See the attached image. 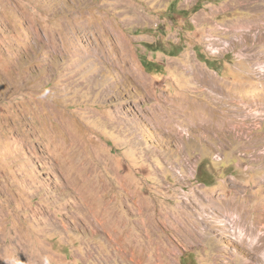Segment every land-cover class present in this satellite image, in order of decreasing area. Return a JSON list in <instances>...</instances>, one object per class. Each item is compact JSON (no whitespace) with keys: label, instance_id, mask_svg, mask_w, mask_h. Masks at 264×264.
I'll return each instance as SVG.
<instances>
[{"label":"rangeland","instance_id":"rangeland-1","mask_svg":"<svg viewBox=\"0 0 264 264\" xmlns=\"http://www.w3.org/2000/svg\"><path fill=\"white\" fill-rule=\"evenodd\" d=\"M247 54L264 0H0V264H264Z\"/></svg>","mask_w":264,"mask_h":264},{"label":"crops","instance_id":"crops-1","mask_svg":"<svg viewBox=\"0 0 264 264\" xmlns=\"http://www.w3.org/2000/svg\"><path fill=\"white\" fill-rule=\"evenodd\" d=\"M239 10L238 7H234L232 13L235 15L239 14ZM246 13H248V11H246ZM230 29H232V27H230ZM231 33L232 35H246L244 39L248 44V33L238 32L236 28H234ZM226 57L219 58L222 65H230L231 69L238 75L234 80L239 79L238 81L241 82V84L244 82L243 86L238 85L236 89L238 88V92L245 93L248 96V118L245 117L246 120L241 123L236 122L235 124L231 123L228 125L229 128L224 130L225 133H221L218 138L215 136L213 137L215 139L214 142L216 145L218 144V150H220L221 155L222 152L231 153V157L228 159L231 160L233 157L232 161L235 162L234 169L244 168V165L246 166V162H248V169H246L247 171L245 170L248 192H262L264 194V93L260 91L263 87H261L255 80V77L252 76L249 66L250 63H248V54L245 55L244 62H241L239 65L237 64V66L235 63V67L230 62L225 61ZM242 124H245V133L241 131ZM221 159H224L223 155ZM236 159H241L242 161ZM210 176L211 175L208 174L202 177V181L205 185L211 184L210 180H212V178L213 180L215 179L213 175L211 176L212 178H210ZM227 176H231L237 181L235 174L232 173ZM262 198L264 199V196Z\"/></svg>","mask_w":264,"mask_h":264},{"label":"built area","instance_id":"built-area-1","mask_svg":"<svg viewBox=\"0 0 264 264\" xmlns=\"http://www.w3.org/2000/svg\"><path fill=\"white\" fill-rule=\"evenodd\" d=\"M258 68L261 69L262 71H264V66L263 65H259Z\"/></svg>","mask_w":264,"mask_h":264}]
</instances>
